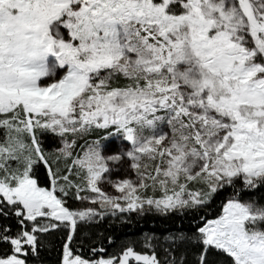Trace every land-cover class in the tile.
I'll use <instances>...</instances> for the list:
<instances>
[{
    "label": "snow or ice",
    "instance_id": "snow-or-ice-1",
    "mask_svg": "<svg viewBox=\"0 0 264 264\" xmlns=\"http://www.w3.org/2000/svg\"><path fill=\"white\" fill-rule=\"evenodd\" d=\"M0 264H264V0H0Z\"/></svg>",
    "mask_w": 264,
    "mask_h": 264
},
{
    "label": "trees",
    "instance_id": "trees-1",
    "mask_svg": "<svg viewBox=\"0 0 264 264\" xmlns=\"http://www.w3.org/2000/svg\"><path fill=\"white\" fill-rule=\"evenodd\" d=\"M106 225H101V228H106ZM116 235L118 236L119 239H123L127 236H131L132 233L128 229H115Z\"/></svg>",
    "mask_w": 264,
    "mask_h": 264
}]
</instances>
